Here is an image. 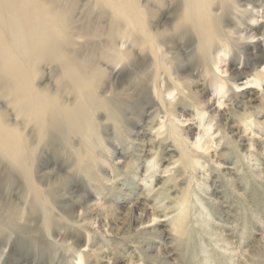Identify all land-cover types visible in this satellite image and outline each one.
Segmentation results:
<instances>
[{"label": "rangeland", "instance_id": "374dc122", "mask_svg": "<svg viewBox=\"0 0 264 264\" xmlns=\"http://www.w3.org/2000/svg\"><path fill=\"white\" fill-rule=\"evenodd\" d=\"M255 14L238 21L241 32H227L223 25L207 53H183L178 62L166 55L172 72L158 83L159 89H170L161 96L162 113L151 128L143 122L139 127L144 131L139 139L151 140L149 161L140 157L141 142L124 130L111 140V125L103 124L100 149L106 156L92 155V183L84 182L75 199L67 200V181H62L54 196L44 195L59 204L46 215L35 210L41 232L26 240L20 230L19 238H9L22 241L19 264H264V63L257 65L252 56L264 50V37L245 28L260 25L262 15ZM240 72L251 77L238 80ZM170 78L183 87L175 90ZM103 81L109 84L108 77ZM247 92L256 93L257 100L248 102ZM136 107L135 120L141 115L145 121L149 111ZM118 140L124 146L115 150ZM120 162L128 164L126 170H119ZM87 192L95 194L93 209ZM137 199L145 206L135 208ZM6 255L0 250V263Z\"/></svg>", "mask_w": 264, "mask_h": 264}, {"label": "bare ground", "instance_id": "6f19581e", "mask_svg": "<svg viewBox=\"0 0 264 264\" xmlns=\"http://www.w3.org/2000/svg\"><path fill=\"white\" fill-rule=\"evenodd\" d=\"M257 12L260 25L248 23L245 28L263 38L264 0H0V250L7 254L0 264L21 262L16 255L21 239L40 231L35 210L46 215L58 203L44 195L54 196L66 180V197L72 200L84 182L92 183V155L106 154L100 149L103 124L111 125V140L124 130L133 142H141L140 157L149 161L151 140L139 139L144 133L139 127L142 122L152 127L162 113L161 96L170 89L167 85L163 91L158 83L172 72L166 55L178 62L183 53H207L213 37L223 34V25L227 32H241L238 21H250ZM252 56L257 65L264 63V50ZM250 75L240 72L238 80ZM103 76L109 79L107 86ZM170 80L175 90L183 87ZM247 94L248 102L257 100L256 93ZM134 106L149 111L145 121L141 115L135 120ZM118 142L115 150L124 146ZM120 164L119 170H126L128 164ZM93 195L85 194L91 209L98 204ZM133 206L145 205L137 199ZM20 230L21 239L10 241Z\"/></svg>", "mask_w": 264, "mask_h": 264}]
</instances>
